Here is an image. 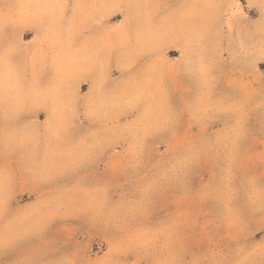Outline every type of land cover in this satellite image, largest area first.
Masks as SVG:
<instances>
[{
    "label": "rangeland",
    "instance_id": "obj_1",
    "mask_svg": "<svg viewBox=\"0 0 264 264\" xmlns=\"http://www.w3.org/2000/svg\"><path fill=\"white\" fill-rule=\"evenodd\" d=\"M58 1L0 0V264H264V0Z\"/></svg>",
    "mask_w": 264,
    "mask_h": 264
},
{
    "label": "crops",
    "instance_id": "obj_2",
    "mask_svg": "<svg viewBox=\"0 0 264 264\" xmlns=\"http://www.w3.org/2000/svg\"><path fill=\"white\" fill-rule=\"evenodd\" d=\"M61 5L63 4L62 0L58 1ZM5 10V6L4 5H0V11L4 12ZM204 14L208 13V9H204L203 10ZM124 26L123 23H114V24H100L97 28H93V29H89V31L93 32V31H99L101 32L100 34L102 35L103 39L100 40L101 43L105 44L108 42H111L112 40H114L113 38L116 36V32L121 31L122 27ZM3 30L6 31L4 39L2 41V45L3 47L8 48L11 51V54L9 55V57L7 58V61L10 62L11 64L15 65V66H20V65H25L27 66V69L29 70V56L30 53L35 49V47H39L40 52L42 54L43 59L46 60L47 57V51L46 49L43 48V46L40 45L39 43V35L38 34H32L31 37H29L28 39H24L23 35L20 33V31L18 29H14V28H3ZM80 33L77 34V41H79L80 39H83L84 37L89 36L88 32H85V30H78ZM29 33V31H27ZM99 36V35H98ZM99 61L101 63L104 64V68L106 69H113L114 65L116 62L115 56L114 55H110V54H104L101 55L99 57ZM145 62H149V61H145ZM46 63V62H45ZM45 63L42 62V60H39L38 63L36 64L35 68H34V72L37 76V78H44V76L46 75V67H45ZM28 73V72H27ZM30 75V72H29ZM28 75V76H29ZM102 78H96L92 75H83L82 78H78V77H74V76H69L67 74L60 76L59 78V89H60V93L62 95V97H64L65 99L68 98L69 96L72 95L71 91L76 89V88H81L82 86H87V89L85 91L88 92V88L90 86V84L92 82H94L95 80H104L107 75L106 74H101ZM112 83V82H111ZM109 82V84H106V86H109L111 84ZM69 95V96H68ZM85 102L84 100H79L76 103V107H77V111H83L85 108ZM1 107V106H0ZM17 124V123H16ZM30 142L32 144L38 143L41 139V136H36V134L31 135L29 137ZM51 157H58L57 159H59V163L56 165H52L49 164L47 161L48 159H51ZM67 156L65 155H59V156H43L41 157V162H40V172L41 174H47L50 173L52 171H58L62 168H64L67 164ZM69 198L65 197L63 199V202L65 204H68ZM72 203V205L78 204L80 203L79 201L75 200V199H71L70 200ZM81 203H85L86 199L81 200Z\"/></svg>",
    "mask_w": 264,
    "mask_h": 264
}]
</instances>
